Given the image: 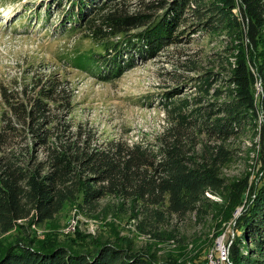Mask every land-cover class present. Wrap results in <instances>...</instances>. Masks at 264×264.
Returning <instances> with one entry per match:
<instances>
[{"label":"trees","instance_id":"16d2710c","mask_svg":"<svg viewBox=\"0 0 264 264\" xmlns=\"http://www.w3.org/2000/svg\"><path fill=\"white\" fill-rule=\"evenodd\" d=\"M52 1L56 9L64 2L61 26L85 27L101 48L74 55V66L94 67L92 73L108 80L135 66L136 57L152 59L179 42L180 24L195 20L191 34L203 29L229 44L226 95L205 110L176 100L178 87L164 94L168 122L153 145L97 141L91 128L72 125V90L56 73L0 83V264H179L126 242L86 241L76 233L54 243L49 233L30 235L27 229L55 222L67 205L86 219H127L142 237L178 246L187 239L172 219L193 214L201 223L210 216L216 227L232 219L228 263L264 264V119L258 121L264 115V0ZM44 5L47 14L50 5ZM179 68L198 70L188 58ZM247 130L261 140L258 168L227 176L235 157L231 142ZM206 247L189 263L206 264Z\"/></svg>","mask_w":264,"mask_h":264},{"label":"rangeland","instance_id":"374dc122","mask_svg":"<svg viewBox=\"0 0 264 264\" xmlns=\"http://www.w3.org/2000/svg\"><path fill=\"white\" fill-rule=\"evenodd\" d=\"M46 3L50 5L47 14ZM63 5L64 2L56 9L52 0H0V83L7 84L15 77L20 81L23 76L40 75V72L56 73L72 90L68 121L72 125L82 124L91 128L97 141L121 138L127 142L154 145L155 137L168 122L164 94L177 87L180 90L175 99L182 101L187 98L190 107L203 106L208 110L211 103L224 100L228 84L227 63L231 58L226 50L229 44L222 35H212L203 29L191 34L188 24L195 20L188 18L180 24L178 32L182 31V34L178 37L179 42L166 46L152 59H136L133 54L136 57L135 66L118 78L101 79L94 67L80 70L74 66V55L101 48L93 42V38L85 36V27L66 30L69 22L62 26L59 24ZM130 5L133 6L132 3ZM35 12L38 18L34 16ZM185 58L195 62L198 67L195 73L179 68ZM205 78H209V85L204 83ZM2 109L0 103V112ZM263 119L264 115L260 114L259 125ZM257 129L260 130V126ZM251 133L247 130L232 140L235 157L225 169L227 176H240L246 170L255 174L261 140L258 134L253 136ZM209 196L219 200L216 196ZM75 209L74 205H67L59 212L55 222H46L27 230L30 235L35 232L32 237L36 235L39 238L49 233L54 243L68 242L70 236L77 233L87 238L86 241L126 242L142 251L155 248L159 255L176 258L179 264H190L191 258L200 255L202 248L207 246L202 255L208 260L206 264H227L228 258H222L219 246L225 249L234 236L232 219L220 227H216L217 222H212L210 216L201 223L194 221L193 214L185 220L172 219L171 223L178 225L187 239V244L178 246L175 243L157 244L150 238L142 237L127 219H86ZM240 211L238 207L235 217ZM15 233L5 234L6 239ZM194 236L198 239L192 242Z\"/></svg>","mask_w":264,"mask_h":264},{"label":"built area","instance_id":"2783aa9c","mask_svg":"<svg viewBox=\"0 0 264 264\" xmlns=\"http://www.w3.org/2000/svg\"><path fill=\"white\" fill-rule=\"evenodd\" d=\"M219 250L221 251L220 254H221L222 258L225 259V258L227 257V250H226V247H225V249H224V246L220 245V246H219ZM227 264H229V263H228V259H227ZM230 264H231V263H230Z\"/></svg>","mask_w":264,"mask_h":264}]
</instances>
